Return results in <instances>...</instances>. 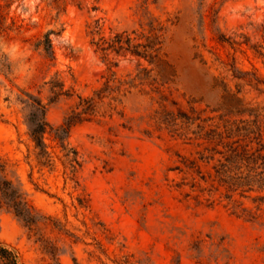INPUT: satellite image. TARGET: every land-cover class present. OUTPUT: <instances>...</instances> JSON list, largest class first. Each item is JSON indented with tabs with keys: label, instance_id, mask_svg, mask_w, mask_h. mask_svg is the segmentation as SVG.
Segmentation results:
<instances>
[{
	"label": "rangeland",
	"instance_id": "1",
	"mask_svg": "<svg viewBox=\"0 0 264 264\" xmlns=\"http://www.w3.org/2000/svg\"><path fill=\"white\" fill-rule=\"evenodd\" d=\"M112 73L118 90L40 159L33 101L57 128ZM228 144H264V0H0V174L41 215L0 203L18 264H264V212H242L264 191L235 208L201 180Z\"/></svg>",
	"mask_w": 264,
	"mask_h": 264
},
{
	"label": "trees",
	"instance_id": "2",
	"mask_svg": "<svg viewBox=\"0 0 264 264\" xmlns=\"http://www.w3.org/2000/svg\"><path fill=\"white\" fill-rule=\"evenodd\" d=\"M116 39L117 40L113 41L110 45L108 42H105L108 44V47L114 48V46H117L116 53H130L151 60L154 57L152 54L155 51L152 50V47L147 45L144 46L143 44L133 45L130 38L122 41L121 36H117ZM139 47H142L141 51H138ZM98 49L103 52L107 50L104 45L99 46ZM109 64L113 66V63ZM113 75L112 73L106 78L103 87L94 92L92 97H79V102L76 107L65 117L63 123L54 129L45 121V108L40 103L33 101L31 105L32 110L28 115L27 121L29 124L30 138L35 148L38 150L37 156L40 159L47 156L43 143L45 134L53 132L54 139H56L58 143L63 144L73 126L90 121L97 113V104L100 103L106 95L118 90V88L114 87V83L117 81L113 78ZM209 136L222 139V132L214 130L211 131ZM263 151L264 144H259L258 147L254 149L249 148L247 145H225V152H215L223 155V160H219L218 166L214 167L216 174L206 177L203 176L201 180L205 183H209L214 191H218L219 188H222L224 191L223 197L228 200L233 207L237 208V202L233 199L234 195L238 194L241 197H246L245 194L252 192L254 187L264 191ZM190 164H194V162H190ZM2 168L3 166L0 164V173ZM258 169L262 171L256 173ZM253 201L257 202L255 212L247 209H242V212L252 219H257L259 218L257 213L261 211L264 212V210L261 209V206L264 205V196L255 197ZM0 203L13 210L15 215L25 221L29 226L41 219V215L23 200L21 194L13 186L12 182L4 178L1 174ZM0 257L5 261V264H18L15 254L3 246H0Z\"/></svg>",
	"mask_w": 264,
	"mask_h": 264
}]
</instances>
